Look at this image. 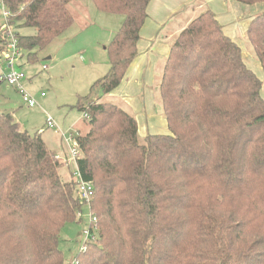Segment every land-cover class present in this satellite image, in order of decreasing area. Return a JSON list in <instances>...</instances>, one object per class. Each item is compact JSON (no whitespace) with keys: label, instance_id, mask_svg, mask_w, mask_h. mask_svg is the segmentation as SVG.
<instances>
[{"label":"trees","instance_id":"1","mask_svg":"<svg viewBox=\"0 0 264 264\" xmlns=\"http://www.w3.org/2000/svg\"><path fill=\"white\" fill-rule=\"evenodd\" d=\"M74 1L0 0L12 30L34 31L14 34L29 62L73 27ZM92 1L124 22L106 48L108 73L73 106L89 117L77 135L78 168L94 185L98 240L70 264H264L263 81L243 49L211 10L195 18L171 47L160 82L169 134L141 144L136 118L102 97L138 57L152 0ZM246 35L264 70V12ZM63 168L39 134L0 113V264H65L61 233L85 204Z\"/></svg>","mask_w":264,"mask_h":264},{"label":"rangeland","instance_id":"2","mask_svg":"<svg viewBox=\"0 0 264 264\" xmlns=\"http://www.w3.org/2000/svg\"><path fill=\"white\" fill-rule=\"evenodd\" d=\"M72 3L69 4V8L75 17V24L60 39L40 52L37 61L29 62L27 55L22 51L21 58H17L11 66L6 58L7 43L0 44V111L6 113L16 110L18 121L29 130L31 135L40 134L47 141L51 152L57 150L62 156L61 152L64 151L67 157L69 153L67 143L62 135L56 132L57 129H50L46 126L47 118L51 116L61 133L66 135L88 131L85 114L73 106L80 95H86L90 91L89 87L87 89L89 80L95 79L99 74L104 76L108 73L109 56L106 48L124 22L123 16L99 12L92 0H79L74 1L76 4ZM257 7L255 16L264 12V4L257 5ZM3 15L4 8L0 5V39L5 37L9 42L18 33L21 35L34 34L30 28H20L18 31L11 28L10 33H7L3 25L6 24L9 27V19L7 24ZM242 44L243 55L249 68L263 81L262 94L264 96V70L247 37ZM2 47H4L3 51ZM43 66L48 69L43 70ZM12 67L24 73L25 89L38 101L39 106L27 107L14 87L9 86L5 81L1 82V78L6 77ZM156 71L155 86L152 87L151 95L155 111L165 119L159 89L161 75L159 69ZM96 81L97 78L92 82L95 84ZM42 93H45L46 97L41 98ZM145 96H140V98L144 100ZM140 142L145 144V138L140 136ZM58 160L61 158L59 157ZM74 165H70L71 171L75 170ZM62 176L65 181L71 178L68 176L67 168H63ZM81 213V218L78 216L76 222L67 224L61 233L59 246L64 254L65 264L74 262L77 254L84 248L86 240L84 231H88L91 224L89 207L84 205Z\"/></svg>","mask_w":264,"mask_h":264},{"label":"crops","instance_id":"3","mask_svg":"<svg viewBox=\"0 0 264 264\" xmlns=\"http://www.w3.org/2000/svg\"><path fill=\"white\" fill-rule=\"evenodd\" d=\"M72 4L76 3L73 2ZM240 5L243 4L233 0H152L148 8V19L140 34L138 57L130 66L121 85L113 93L103 96L102 101L116 103V105L133 115L138 123L139 137L146 138L148 135L169 134V130L167 131V122L162 115H158L157 111H155L153 96L151 95L152 87L155 86L154 79L156 80V70L159 69L162 79L164 66L170 54L171 47L179 34L195 18L207 10H211L215 14L223 26L225 34L242 48V41L247 37L248 26L255 16L254 13L258 7L257 5ZM102 75L99 74L96 77L97 80L103 77ZM95 79L93 78V80L88 81L87 84L89 86H87V89L88 87L91 89L94 85L92 81ZM144 95H146V101L140 98V96L144 97ZM41 98L44 97L41 96ZM0 113L12 114L15 121L19 124V127L29 132L18 121L16 110L6 113L0 111ZM41 138L50 151L47 141L43 136ZM51 153L61 158L59 161L64 165V168L68 169V176L70 177V165L75 163L67 160L68 157L64 151L61 152L62 156L58 154L59 152L57 150ZM74 166L76 168V164Z\"/></svg>","mask_w":264,"mask_h":264},{"label":"built area","instance_id":"4","mask_svg":"<svg viewBox=\"0 0 264 264\" xmlns=\"http://www.w3.org/2000/svg\"><path fill=\"white\" fill-rule=\"evenodd\" d=\"M3 17L7 23L9 13H7L5 11V9H4ZM3 28L6 29V31L8 33H10V29H11L10 25H9V27H7V25L4 24ZM6 53H7L6 58L11 63V66L14 65V62H16L17 58H21L22 50L18 47V43H17V40L15 37H13V40L8 42ZM43 69L46 70L47 67L44 66ZM24 79H25L24 73L16 71L13 67H12L11 72L6 77L1 78L2 81H5L9 86L14 87L19 92V94L21 95L22 100L25 103V105H27L30 108H34V107L38 106V102L25 89V86L23 84ZM45 96H46V94L42 93V97H45ZM85 118L88 119L89 117L86 115ZM47 126L50 129H57V132L62 135L65 143H67V145L69 147L68 160L70 162L72 161L73 163L76 164V168L73 172V177H74V180L76 181V185H77L76 190H75L76 195L85 205H87L89 207L90 203L94 197V185L92 182L86 181L83 178V176L80 173L79 168H78V161L81 158V152H80L79 145L77 142L78 133L76 135H74L72 133H70L69 135L61 133L60 128L57 126L56 122L54 121V119L51 116H48V118H47ZM56 158H57V160L59 159L58 156ZM80 214H82V213H80ZM80 214H79V217L81 218ZM90 215H91V224L89 226V230L84 231V234L86 236V240H85L84 248H83L84 250L86 249L85 244L87 242H96L98 240V236H97L98 230H97V226H96L97 218L93 217L91 213H90Z\"/></svg>","mask_w":264,"mask_h":264},{"label":"bare ground","instance_id":"5","mask_svg":"<svg viewBox=\"0 0 264 264\" xmlns=\"http://www.w3.org/2000/svg\"><path fill=\"white\" fill-rule=\"evenodd\" d=\"M44 67V66H43ZM44 70V69H43ZM1 82H4V81H2L1 80ZM41 96H42V94H41ZM38 102V101H37ZM38 105H39V103H38ZM30 108V107H29ZM86 116V115H85ZM86 119V118H85ZM80 149V148H79ZM81 152V151H80ZM81 157H82V155H81ZM68 160V159H67ZM80 160V159H79ZM69 161V160H68Z\"/></svg>","mask_w":264,"mask_h":264}]
</instances>
